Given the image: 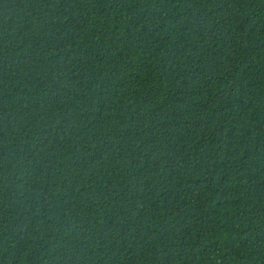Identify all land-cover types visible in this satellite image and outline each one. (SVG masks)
<instances>
[{
	"label": "trees",
	"instance_id": "1",
	"mask_svg": "<svg viewBox=\"0 0 264 264\" xmlns=\"http://www.w3.org/2000/svg\"><path fill=\"white\" fill-rule=\"evenodd\" d=\"M0 264H264V0H0Z\"/></svg>",
	"mask_w": 264,
	"mask_h": 264
}]
</instances>
